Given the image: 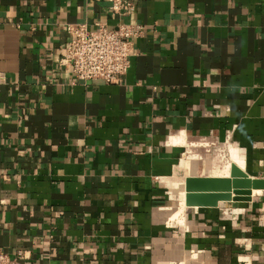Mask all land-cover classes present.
Masks as SVG:
<instances>
[{"label": "crops", "instance_id": "1", "mask_svg": "<svg viewBox=\"0 0 264 264\" xmlns=\"http://www.w3.org/2000/svg\"><path fill=\"white\" fill-rule=\"evenodd\" d=\"M130 1L0 0V248L20 264H264V190L184 203L186 179L229 176L213 172L230 146L264 177V0ZM75 22L141 25L121 81L58 66Z\"/></svg>", "mask_w": 264, "mask_h": 264}, {"label": "built area", "instance_id": "2", "mask_svg": "<svg viewBox=\"0 0 264 264\" xmlns=\"http://www.w3.org/2000/svg\"><path fill=\"white\" fill-rule=\"evenodd\" d=\"M132 6L130 0H111V10L123 14ZM141 25L120 22L114 27L97 22L92 27L85 23H67L68 39L61 49L58 66L76 80L100 79L106 83L122 80L129 65L132 39L141 33ZM24 251L17 250L10 258L0 248V264H20Z\"/></svg>", "mask_w": 264, "mask_h": 264}, {"label": "water", "instance_id": "3", "mask_svg": "<svg viewBox=\"0 0 264 264\" xmlns=\"http://www.w3.org/2000/svg\"><path fill=\"white\" fill-rule=\"evenodd\" d=\"M251 189L264 190V177H249L236 165H230L229 176H201L186 179V206H215L218 201H249Z\"/></svg>", "mask_w": 264, "mask_h": 264}, {"label": "bare ground", "instance_id": "4", "mask_svg": "<svg viewBox=\"0 0 264 264\" xmlns=\"http://www.w3.org/2000/svg\"><path fill=\"white\" fill-rule=\"evenodd\" d=\"M191 143V142H190ZM228 160L219 168L217 169V171H214L213 174L214 175H223L226 176L229 172V166L230 164H234L236 165L238 168H240L241 170H244V162L242 159H240L235 151V149L230 146L228 149ZM220 166V165H219ZM214 170V169H213ZM260 189H251V193H256L258 192ZM181 214V213H180Z\"/></svg>", "mask_w": 264, "mask_h": 264}]
</instances>
